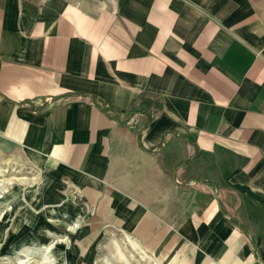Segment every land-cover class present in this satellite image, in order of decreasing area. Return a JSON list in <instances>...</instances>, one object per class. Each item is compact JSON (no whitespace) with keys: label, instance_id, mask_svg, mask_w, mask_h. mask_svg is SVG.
Wrapping results in <instances>:
<instances>
[{"label":"crops","instance_id":"obj_1","mask_svg":"<svg viewBox=\"0 0 264 264\" xmlns=\"http://www.w3.org/2000/svg\"><path fill=\"white\" fill-rule=\"evenodd\" d=\"M0 138L60 264H264V0H0Z\"/></svg>","mask_w":264,"mask_h":264},{"label":"rangeland","instance_id":"obj_2","mask_svg":"<svg viewBox=\"0 0 264 264\" xmlns=\"http://www.w3.org/2000/svg\"><path fill=\"white\" fill-rule=\"evenodd\" d=\"M44 169L0 138V264H60L66 239L52 217L58 185ZM112 257L117 264L123 256Z\"/></svg>","mask_w":264,"mask_h":264},{"label":"trees","instance_id":"obj_3","mask_svg":"<svg viewBox=\"0 0 264 264\" xmlns=\"http://www.w3.org/2000/svg\"><path fill=\"white\" fill-rule=\"evenodd\" d=\"M146 96L140 95L137 100L132 104L129 114L133 115L138 112H149L150 118L148 122L154 119V117L160 112V101H149L145 99ZM155 106V110L153 108Z\"/></svg>","mask_w":264,"mask_h":264},{"label":"bare ground","instance_id":"obj_4","mask_svg":"<svg viewBox=\"0 0 264 264\" xmlns=\"http://www.w3.org/2000/svg\"><path fill=\"white\" fill-rule=\"evenodd\" d=\"M144 257V256H143Z\"/></svg>","mask_w":264,"mask_h":264}]
</instances>
